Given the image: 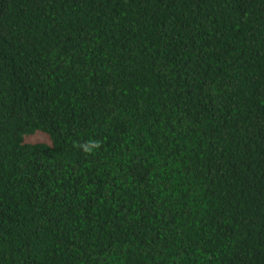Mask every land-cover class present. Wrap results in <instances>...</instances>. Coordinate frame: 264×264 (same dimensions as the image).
<instances>
[{"label":"trees","instance_id":"trees-1","mask_svg":"<svg viewBox=\"0 0 264 264\" xmlns=\"http://www.w3.org/2000/svg\"><path fill=\"white\" fill-rule=\"evenodd\" d=\"M0 264H264V0H0Z\"/></svg>","mask_w":264,"mask_h":264}]
</instances>
